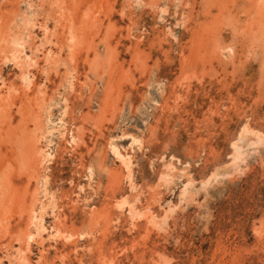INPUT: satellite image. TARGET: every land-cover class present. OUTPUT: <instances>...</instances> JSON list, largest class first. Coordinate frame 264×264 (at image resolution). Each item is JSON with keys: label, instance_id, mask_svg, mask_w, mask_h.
Masks as SVG:
<instances>
[{"label": "rangeland", "instance_id": "rangeland-1", "mask_svg": "<svg viewBox=\"0 0 264 264\" xmlns=\"http://www.w3.org/2000/svg\"><path fill=\"white\" fill-rule=\"evenodd\" d=\"M11 1L7 0V3ZM66 1L72 8H68L67 13L72 17L74 28L83 26L87 15L94 18L90 28L81 26L80 34L83 32L86 46L78 50L75 54L77 61L73 62L77 70L75 75L78 74L79 78L76 76L74 91L65 93L68 103L65 123L75 133H82L78 137L83 140L78 139L75 148L67 149L65 137L50 125H44L47 115H52L53 120L58 117L62 103L56 101L48 109L46 105L43 107L41 96L39 105L43 108L39 105L33 107L20 102L25 101L22 94L19 96L20 91L15 94L17 97L14 96L12 101L17 103L8 108L6 115L11 118H6L4 123L9 134L4 138L0 135V183L4 188L3 194L0 192V216L3 214L0 218L1 245L10 252L24 247L23 240L13 242L12 239L24 236L27 209L36 198L33 192L37 186L35 178L39 176L42 183H46L48 196L53 192L56 196L58 215L62 212L59 220L47 213L45 225L50 227L59 222L62 229L64 227L63 230L74 237L71 242L46 240L42 247L33 244V252L27 253L32 264H153L151 255L156 250L172 256L170 264H264V232L259 238L254 233L255 224H258L259 217L262 218L260 215L264 217V171L257 163L251 165L246 176L234 177V180L213 187L201 207L191 204L178 209V214L175 213L170 220L169 233L172 236L167 241L162 234L147 231L143 223L130 228L125 215L114 213V208L111 209V222L106 217L97 220V215H102L108 206L113 191L110 171L119 167L118 163L114 165L113 156L108 152H105L104 161L105 140L114 141L136 158L132 159L135 179L147 190L156 181L164 162L173 161L177 170H188L194 178L197 176V183L216 165L228 163L229 142L241 122L264 130V0ZM64 28L59 25V33ZM89 43L93 46L88 48ZM225 45L234 48L231 57L223 53L221 47ZM102 55L103 60L99 59ZM94 56L104 64L103 76L95 77L93 71L90 72ZM35 73L39 78L40 67ZM2 75L7 82L16 84L18 81L10 64L2 69ZM59 80L55 74H49V81H46V85L49 83L48 92L44 94L47 99ZM37 124L41 129L45 128L40 132L46 127L50 131L42 138V145L52 156L42 169L36 165L37 154V160H30L31 163L22 168L16 162L13 140L23 136L22 132H26L25 136L27 133L31 135L30 131L35 130ZM27 136L21 142L25 145L22 148L35 154V140ZM132 136L141 137V145L129 144ZM101 163L104 168L98 166ZM84 164L92 167L91 178ZM72 184H82L87 189L83 195L80 193L83 201L73 203L67 198L73 191L80 192ZM179 187L178 181L177 187L170 192L163 190L162 204L167 200L174 203ZM120 188L116 191L118 195L126 191L125 187ZM38 196H41L40 201L48 199L43 193ZM204 198L203 192L200 193V202ZM143 202L147 200L143 199ZM41 250L44 256L38 262ZM73 251L75 253H71ZM3 255L0 253V257ZM101 259L103 261H99ZM2 261L9 263L7 257Z\"/></svg>", "mask_w": 264, "mask_h": 264}, {"label": "bare ground", "instance_id": "bare-ground-1", "mask_svg": "<svg viewBox=\"0 0 264 264\" xmlns=\"http://www.w3.org/2000/svg\"><path fill=\"white\" fill-rule=\"evenodd\" d=\"M257 6L258 5H256V7ZM249 7L250 6H248V8ZM68 8L72 9L70 5L67 6L66 0H12L11 2H8V3H7V0H0V135L2 134V137L3 136L7 137L9 134L6 131L7 126L4 125V123H6L7 119H10L11 117L10 118L7 117L6 112L8 111V108L12 105V103L13 104L17 103V101L15 103L12 101L13 97L16 96L15 94L21 92L19 94V96L22 94L25 101L24 100L20 101L19 100L20 98L18 100L20 102H26V103H23L26 105H27V103L29 105L31 104L33 107L38 106L40 104L39 99H42L41 96L44 99L43 107L46 105L48 107V109H49V107L52 108L55 105L56 101L62 103L63 108L60 110V114L58 115V117L53 120L52 115H50V114L47 115L48 116L47 121H46V123H44V125L45 124H46V126L50 125L52 128H55L56 130H58L60 135L65 137V139H66L65 140V145H66L65 147L67 149H71L73 147L75 148L74 145H75V143H77L78 139H80V141L83 140L82 137H78V135H80V133H78V134L75 133L73 128L71 126L68 127L65 123V116L67 114V108H68L67 97L65 96L66 95L65 93L66 92L68 93L69 91L73 92L75 89L76 79H77L76 76L78 75V74L75 75V71L77 72L76 67H75L76 65L74 66V64H75L74 61H77V60H75V54L78 52V50H80L82 48V46L83 47H84V45L86 46V44H85L86 39L83 38L84 36L82 37L83 32H82V34H80L82 31L81 28L83 26L86 29L90 28L92 20L94 18L91 15H87L86 16V22L83 20L85 18H82V20L84 21L83 26L81 25L82 26L81 27L80 25H78V27L74 28L73 27V20L71 19L72 17L70 15H68L69 13H67ZM3 9H4V11H3ZM252 9L253 8H250V10H252ZM1 12H3V15ZM224 16H226V15H224ZM74 17H76V16H74ZM261 17H262V14H261ZM64 20H67L66 23H64ZM263 24H264V22H263ZM59 25L64 26L66 28V29L64 28L63 31L60 32V33H62L61 35L58 31ZM259 27H257V28H259ZM247 32H249V31H246V33ZM92 33H93V31H92ZM251 33L252 32H250V34ZM256 34H257V32H256ZM252 36H254V35H252ZM256 43H255V46L258 45ZM88 45H89L88 48L90 46H93V45H91V43H89ZM221 45H222V43H221ZM253 47H254V45H253ZM221 49L223 50V53L227 57H231L235 53L234 48L230 45L222 46ZM105 57H106V55H105ZM103 58H104L103 55L101 58L99 57V59H101V60H103ZM99 59H97L95 57L92 64H91V68H89L90 72L93 71L92 74H94L95 77H98V76L102 75L103 73H105V71H103L105 69V67L103 66L104 64L102 65L101 64L102 61ZM40 61H41V63H40ZM91 61H92V59H91ZM99 61H101V62H99ZM73 62H74V64H73ZM9 64L15 70V76L18 80V81H16L17 85L14 84V82H10V81L7 82L6 81L7 79L5 80L3 75H2V69L5 67V65H9ZM39 67L41 69V75L38 78V77H36L35 70H37ZM51 73L55 74L56 77H58L60 80H59V84L56 85L53 89H51L52 92H49L52 94L48 93L50 95V97L47 99V97L44 94L46 92H48L46 89L48 88L49 83H48V85H46V81L47 82L49 81V74H51ZM88 81H89V78H88ZM43 107H41V108H43ZM46 110H47V108H46ZM35 113H33V115H35ZM41 113H42V111H41ZM43 114L44 113H42V115ZM10 115H12V114H10ZM36 116H38V114ZM39 116H41V114ZM34 119H36V118H34ZM22 120L23 119H21V121ZM28 120H29V118H28ZM34 122H36V120ZM243 122H241L242 125L238 128V130H236L235 135L233 134V136L231 137L232 139L230 138L231 140L229 142L230 143L229 145H231V146H230V150H229L230 153L228 154L229 159L227 158L228 163L221 164L218 166L216 165V167H214L213 170L208 175H206L205 178L200 179L201 181L199 183H197V181L195 179L197 176L194 178L193 175H191L188 172V170H177L176 169L177 166L172 163L173 161L172 162L169 161L166 163L164 162L162 167H160V169L157 172L156 181L154 182L153 185L149 186L147 190H144L145 187H143L142 184L138 183L135 179V175H134V171H133V160L135 157L133 158L131 156V154L127 153L126 151H123L114 141L105 140V141H107L106 144L104 143L105 149L104 150L102 149L104 151V155L102 154L104 161L106 158L105 152H108L109 154H111L113 156L112 160H113L114 165L116 163H118L119 167L116 170L113 169L110 171V174H111L110 177H112L111 179H112V183H113V184L111 183V185H112L111 188H113V191L110 195L109 201H107L108 206L107 205L105 206V208L103 209L104 211H102L103 212L102 215H97V220H98V218H101V217L105 218L106 217L111 222L113 220V219H111V217L113 216L111 213V209L114 208L115 209L114 213H117L120 216L125 215V218L127 219L126 222L129 225H131L130 228H134L137 223H140V224L143 223L145 225L144 226L145 229L147 231L149 230L150 233L155 232V234L156 233L159 235L162 234L165 241L170 239L169 237L172 235H170L171 233H169V231H170L169 230V225H170L169 223H170V220L174 218L175 213L177 212L178 209H180L181 207H184V208L188 207L191 204H196V205H198V207L200 205L202 206V203H204L206 198L208 196H210L209 194H210V191L213 187H215L218 184H221L225 181H228L234 177H241V176L245 175L250 170L251 165L253 163L259 164L261 166L262 170L264 171V130L260 129V128H256V127L252 126L251 124H249L248 122H245V123H243ZM23 123H25V122H23ZM29 127L31 128V126H29ZM43 127H45V126H43ZM48 127H46L45 131L40 132L42 129H45V128L41 129V126H39L37 124V126L34 127L35 130H32V132L30 131L31 135H29V133H27V135H29V136L26 135L27 137L32 136L33 141L35 140L33 143L34 144L33 148L36 149V150H34L35 154L32 152L31 153L25 152V150L22 148L23 144L21 142L23 141V138L26 137L25 136L26 132H22L23 136L20 135V136H18V138L17 137L14 138L12 144L14 146L13 149H15V151H17L16 162L22 168L25 167V165L27 163H31L30 160L34 161V159H36V156H35L36 154L38 155V157H37L38 160L36 159L38 163L35 161V164L37 163L36 165L39 166L40 169H42L45 166V163L50 160V157L52 156L51 153L48 152L47 151L48 149H45V147L42 145V138H44L46 136L45 134L47 132H50L47 130ZM3 132L5 134H3ZM15 135H16V133H15ZM81 135H82V133H81ZM131 135H133V134H131ZM19 137H20V139H19ZM138 137L132 136L131 137L132 143H129V144H131V145L136 144L137 146L141 145V137L140 138H138ZM107 139H109V138H107ZM4 142H7V140H4ZM11 142H12V140H11ZM46 146H48V144ZM128 148L129 147H127V149ZM7 152H8V149H7ZM134 153H135V151H134ZM5 154H6V152H5ZM2 155H3V153H2ZM7 155H8V153H7ZM97 155L99 156V154H97ZM163 155H164V153H163ZM14 158H15V156H14ZM97 159H98V157H97ZM4 161H5V159H4ZM100 162H102V160ZM100 162H98L97 164H99ZM216 162H218V161H216ZM184 163H185V161H184ZM12 164H13V162H12ZM83 166L87 167L86 169L88 170L89 177L91 178L93 175L92 167L86 166L85 164ZM98 166H100V167L102 166V168H104L105 165L103 166L101 163ZM17 167H19V166H17ZM33 170L34 169H32L31 171H33ZM21 171H22V169H21ZM155 172H156V170H155ZM13 173H14V171H13ZM11 177H12V175H11ZM38 177L35 178V182H36L37 186H36L35 191L33 192L35 195L34 197H36V198H34L32 200L33 202L31 204V206L28 207V209H27V220L28 221L26 220L27 225H26V229L24 230V233H23L24 236L21 238V235L19 234L20 237L16 236L17 238L12 239L13 242L14 241H20L21 242V240H23L22 243H23L24 247L23 248L20 247L19 249L15 250L14 252H10L9 248H7L5 245H4L5 247L2 246L0 243V253L4 254L3 256L0 257V264H4L3 263L4 260L2 261V259L6 258V257L8 258V262H9L8 264H32L31 259H29L27 257V253L33 252L32 251L33 244H35V245L37 244L38 246L42 247L43 243L46 240L56 241L57 239H60V240L62 239L65 241H70V242L73 240L74 235L71 234L70 232H67L66 230H63L64 227L62 229V226L59 222H56L54 225H51L50 227H47L45 225L44 218L46 217L45 215L47 213H50L57 220H59L60 216L62 215V212H61V215L59 216L58 215L59 211H57L58 210V204H57V200H56V196L54 195V192L49 194V196H48V191H47L46 185H45L46 183L45 182L42 183V180H40ZM2 178H3V176H2ZM42 178H43V176H42ZM198 178H201V176H199ZM88 180H90V179H88ZM109 180H107V181L111 182ZM232 180H234V179H232ZM0 181H1V179H0ZM85 181H86V183L88 182L87 180H85ZM178 181L180 184V187H179L180 190H179L178 197H177L176 201L173 203L172 201L167 200L168 202L162 204V197H163L162 191L163 190L167 191V193L170 192L172 189L177 187ZM12 182H13V180H12ZM35 182H33V183H35ZM69 182H70V180H69ZM1 183H0V192L3 194L4 188L2 187L3 185L1 186ZM30 183H29V185H31ZM26 184H28V182H26ZM224 184H226V183H224ZM7 186H9V184ZM31 186L33 188V185H31ZM73 186L74 187L76 186L80 192L76 193L75 191H73L72 193L74 194V196H72V193L71 194L69 193L70 195H67L68 196L67 198H70V200L73 201V203H76V202L78 203V201H80V202L83 201V199L81 200L82 197L80 196V193H82L85 190L84 186L82 184L81 185L80 184H77V185L72 184V187ZM121 186H123V188L125 187L126 191H124V192H122V194L118 195L116 191H117L118 187L120 188ZM218 187H216V188H218ZM26 188H28V187H26ZM222 188H224V187H222ZM54 191H56V190H54ZM69 192H71V191H69ZM202 192H203L205 198L203 199V202L202 201L200 202L199 195ZM41 193H43L44 197L48 198L47 201H43V200L40 201L41 196L39 197L38 195H40ZM84 193H82V195ZM6 194H4V195H6ZM9 195L8 196L6 195V196L9 197ZM12 195H14V194L12 193ZM4 197H3V200H4ZM17 197H18V195H17ZM10 198H12V197H10ZM87 199H88V197H87ZM143 199H146L147 202L146 203L143 202ZM6 200H8V199H6ZM12 200L13 199H10V201H12ZM85 200H86V198H85ZM4 202H5V200H4ZM86 202H87V200H86ZM86 202H83V203H86ZM67 203H69V202H67ZM18 204L20 206V203H18ZM24 206H22V208ZM100 207L102 209V206H100ZM205 207H207V206H205ZM156 208L157 209L159 208V209L157 210ZM93 210H94V208H93ZM205 211H207V210H205ZM89 212H90V210H89ZM2 213H4V212H2ZM90 214H93V213L90 212ZM176 214H178V213H176ZM199 214H201V213H199ZM1 216H0V218H1ZM94 216H96V215H94ZM260 216H262V218L259 217V220H258L259 222L257 221L258 224H255V226H254V233L256 235H258V238L264 232V217H263V215H260ZM115 217H116V215H115ZM4 218H5V216H4ZM175 218H177V217H175ZM6 219H7V217H6ZM209 219H210V217H209ZM9 220H10V217H9ZM99 220H101V219H99ZM99 220H98V222H99ZM115 221H116V219H115ZM93 222L94 221L90 222V225ZM5 223H6V221H5ZM175 224H176V222H175ZM206 224L207 223H205V225ZM141 227H142V225H141ZM4 228H5V226H4ZM171 228H173V227H171ZM68 229H70V228H68ZM91 229L93 230V228H91ZM73 231H76V230H73ZM144 233L145 232H143V234ZM11 234H12V232H11ZM84 234H85V232H84ZM146 234L147 233H145V235ZM82 235H83V233H82ZM82 235L80 234V236H82ZM85 235L87 236L88 234H85ZM145 235H144V237L146 238ZM153 235H154V233H153ZM75 237H79V236L76 235ZM136 242H137V240H136ZM73 243L75 244V238H74ZM141 243H143V242H141ZM5 244L7 245V242H5ZM18 245H19V243H18ZM76 246H78V245H76ZM70 247H71V245H70ZM160 247H162V246H160ZM155 252L156 253L154 255H151V260H150L153 262V264H170V262L173 259L172 256H169L164 251H159V250L157 251L156 250ZM71 253H75V252L73 251ZM43 256H44V253H43V250H41L37 261L40 262L42 260ZM102 259L99 261H103L105 258L103 260ZM6 261H7V259H6ZM150 263H148V264H150Z\"/></svg>", "mask_w": 264, "mask_h": 264}]
</instances>
